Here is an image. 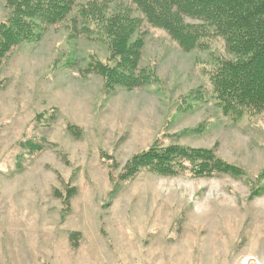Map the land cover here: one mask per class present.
<instances>
[{
	"label": "rangeland",
	"instance_id": "1",
	"mask_svg": "<svg viewBox=\"0 0 264 264\" xmlns=\"http://www.w3.org/2000/svg\"><path fill=\"white\" fill-rule=\"evenodd\" d=\"M102 2L143 18L124 0H76L0 69V264H264V115L234 122L215 103L205 71L223 42L185 52L144 20L139 65L157 80L109 92L90 70L108 46L72 23ZM10 12L0 0V23ZM156 141L213 149L244 174L121 179Z\"/></svg>",
	"mask_w": 264,
	"mask_h": 264
},
{
	"label": "trees",
	"instance_id": "2",
	"mask_svg": "<svg viewBox=\"0 0 264 264\" xmlns=\"http://www.w3.org/2000/svg\"><path fill=\"white\" fill-rule=\"evenodd\" d=\"M6 1L11 12L0 23V69L15 48L38 40L47 27L67 20L76 5V0ZM124 1L135 6L143 18L132 15L129 8L109 14L102 2L81 6L72 19L76 26L81 18L83 32L95 34L108 46L109 61L90 64L91 72L104 78L106 91L113 92L116 87L132 90L157 80L153 69L139 65L144 46L139 29L146 20L164 30L185 52L207 51L221 40L226 54L213 57L212 67L205 71L215 103L234 122L264 115V0ZM201 96L200 90L190 95L194 100ZM20 145L31 152L41 149L33 140ZM143 169L164 176L244 174L238 166L217 157L213 149L164 146L158 141L134 155L120 178H132Z\"/></svg>",
	"mask_w": 264,
	"mask_h": 264
},
{
	"label": "bare ground",
	"instance_id": "3",
	"mask_svg": "<svg viewBox=\"0 0 264 264\" xmlns=\"http://www.w3.org/2000/svg\"><path fill=\"white\" fill-rule=\"evenodd\" d=\"M242 264H247V260H244V261L242 262Z\"/></svg>",
	"mask_w": 264,
	"mask_h": 264
}]
</instances>
